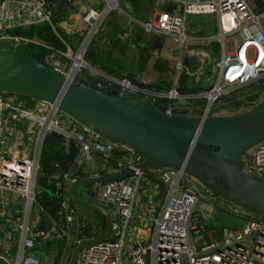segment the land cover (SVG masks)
Instances as JSON below:
<instances>
[{"label": "built area", "instance_id": "obj_1", "mask_svg": "<svg viewBox=\"0 0 264 264\" xmlns=\"http://www.w3.org/2000/svg\"><path fill=\"white\" fill-rule=\"evenodd\" d=\"M12 1L22 13L40 22H50L51 12L46 0ZM163 1L170 2L173 8L158 12L153 23H143L144 30L174 36L181 43L186 38V15L214 14L217 19L218 32L214 38L220 43L221 57L217 64V78L205 91L207 104L201 116H208L210 99L212 101L222 94L224 89L264 79V30L259 26L260 15L253 13L246 0ZM103 2L105 6L102 10L88 8L82 16L88 30L75 55L47 48L42 57L43 65L71 83L77 75H81V71L86 70V76L82 74L81 77L89 79L90 87H85L101 93H104L102 90H112L115 95L110 96L121 99H146L152 104L161 99L175 101L185 98L175 88L165 92L141 88L129 79L112 76L83 59L87 44L99 32L106 14L117 8V0ZM228 38L233 41L232 52H226L225 40ZM12 40L14 47L26 42L19 37ZM155 108L167 114H176L175 105ZM22 120L26 135L33 133L31 140L35 143L42 141L46 134L56 132L75 144L72 165L60 175L53 176V195L57 198L58 212L61 214V222H56V226L60 227L64 239L62 256L70 247L76 207L68 198V187L79 179L74 174L79 165L99 158L107 167H111L109 174L127 169L129 173L119 179L93 184L95 205L106 212L111 211L113 216L110 217V212H107L110 218L108 234L102 240L81 248L76 264H264V218L218 197L198 182L211 206L224 209L242 220L239 227L222 235L219 240L213 239L211 230L203 220L210 209L203 212L204 216L199 208L196 209V203L202 200V196L192 185L196 181L193 177L181 169L139 167L143 158L136 151L76 122L54 103L17 93L0 92V205L4 204L5 194L10 195V200H22V205L10 213L0 207V228L5 226L8 229L6 237L0 235V260L3 264H39L38 259L30 253L38 231L33 220L44 213L34 192L38 161L32 151L28 154L29 151L24 148L26 144L18 152L4 153L7 136L14 130L15 123ZM242 159L246 170L264 182V138L245 151ZM102 174L94 172L92 176ZM148 178L163 185L165 192L158 215L154 218L151 240L143 245L135 239L126 241L125 234L140 188L148 189L144 197L147 211L154 212L156 208L155 196L158 191L149 185ZM30 215L33 216L31 219ZM11 249L13 254L9 257Z\"/></svg>", "mask_w": 264, "mask_h": 264}, {"label": "crops", "instance_id": "obj_2", "mask_svg": "<svg viewBox=\"0 0 264 264\" xmlns=\"http://www.w3.org/2000/svg\"><path fill=\"white\" fill-rule=\"evenodd\" d=\"M46 1L51 12L49 23L40 22L37 18L22 13L19 6L12 0H0V47L5 46L12 48L32 58H38L39 56L43 57L47 48H53L61 52L65 51L69 54L76 53L88 30V26L82 20V16L88 8L102 10L105 6L103 0ZM251 1L253 2V0ZM116 6L117 8L109 10L101 23V28L97 33L102 35L101 40L97 41L92 37L83 54V59L86 62L100 68L112 76L127 78L135 85L150 91L165 92L166 90L175 88L178 93L185 94L181 93L180 90L186 88V83L180 84L177 82L179 75L177 78L175 76V73L178 74L180 71V63H177L180 49L186 47L188 43L194 44L196 42L197 44L200 43V45H204L203 43L208 42V45L204 48L206 52L208 51L207 48H211L215 53L219 50L220 43L216 38L212 36L211 39L210 36L206 35L195 36V30L192 27L195 21H199L196 23L197 30L202 29L204 34L213 31L215 36L218 32V25L214 14L186 15L184 18V34L186 38L180 43L176 37L171 36L174 37L176 43L177 40L179 41V50H172L173 58L166 59L164 57L160 58V51L167 35L146 31L142 28V24L153 23L157 13L163 10H171L173 8L172 4L163 0H117ZM258 12L260 13L255 14L260 15L259 26L264 30V22L262 24L260 22L261 18L264 19V3ZM117 14H121L128 21V29H123L116 24L115 16ZM200 15L206 18L201 20L198 18ZM190 25H192V28L188 27ZM13 37L25 39L26 42L20 43L17 47H14ZM217 60L218 59H216V62L218 64L219 60ZM177 64H179V68L176 67ZM214 67L215 74L212 84L215 82L218 74V65ZM197 70H199L198 67ZM210 87L211 86L208 85L207 87H200V89L208 90ZM130 101L155 108L154 105L143 102V99L135 98ZM21 122H23V120ZM18 123H15L14 130L6 138L4 153L10 154L18 152L24 147V144L27 145L26 150H28L27 148L30 145L32 137L31 135H26L23 125H19L21 127L19 129ZM73 160L74 158H72L71 165ZM90 162L95 164V168L85 169L86 164ZM77 168H80L83 173L82 175L76 173L77 178L81 176H92V173L97 171L104 174H109L112 171L111 167H107V164H104L99 158L86 161ZM66 170H63V172ZM40 176L41 175L37 173L34 191L36 198L41 192V184L39 182ZM53 176H57V174ZM53 176H49V178H53ZM54 180L55 179L52 181V193H54ZM148 180L149 185L154 186L158 191V194L155 196L156 208L154 212L147 211L144 197L148 189L140 188L132 208V214L125 234L126 241L129 242L135 239L143 245H147L151 240L154 231V218L158 215L160 210L164 188L163 185L156 184L155 180L152 178H148ZM83 188V186H77L74 189L75 197L80 200L88 197L89 200L84 203L95 205V200L90 197L92 196L93 185H91V190L87 192V195L84 193V190H81ZM9 197L10 195L5 194L4 204L0 205V207H3L4 212L7 213H10L11 210L19 208L22 205L21 199L10 200ZM198 208L202 212V216H204L203 212H205L206 209L201 205H199ZM84 211L88 210L75 207L74 220L70 231V247H67L64 256L61 255L62 252H64V239L60 227L56 226V222H61V219H53L45 211L38 216L39 219H32L33 225L38 231L33 239L34 248L30 253L38 259L39 264H67L71 250L77 244V241L94 238L101 233L102 230L100 231L99 229L101 221L98 219V213L93 211V218L84 213ZM109 212L110 217H112L113 213L111 211ZM219 213L222 214L224 212ZM210 215L211 220H207L205 216L203 220L207 228L211 230L213 239L219 240L221 236L218 228L222 227V225L215 223L213 219L214 215L219 216V214L216 211L210 210ZM7 234L8 229L5 226H1L0 235L6 237ZM12 254L13 249L10 250L9 257H12ZM76 258L74 264H76ZM0 264H3L1 260Z\"/></svg>", "mask_w": 264, "mask_h": 264}, {"label": "water", "instance_id": "obj_3", "mask_svg": "<svg viewBox=\"0 0 264 264\" xmlns=\"http://www.w3.org/2000/svg\"><path fill=\"white\" fill-rule=\"evenodd\" d=\"M115 22L128 29V21L121 14L115 16ZM101 37V34L94 36L97 41ZM0 92L54 103L76 122L136 151L143 158L139 167L181 169L218 197L264 218V182L249 173L241 159L245 151L264 138V97L251 110L229 117L167 114L77 86L39 60L5 46L0 47ZM128 173L127 169L112 175L86 176L69 185V200L78 208L99 213L104 227L96 237L78 241L67 264H74L77 252L102 240L110 228L107 212L79 201L74 189L119 179Z\"/></svg>", "mask_w": 264, "mask_h": 264}, {"label": "rangeland", "instance_id": "obj_4", "mask_svg": "<svg viewBox=\"0 0 264 264\" xmlns=\"http://www.w3.org/2000/svg\"><path fill=\"white\" fill-rule=\"evenodd\" d=\"M246 2L254 14L260 13L258 11L262 8L263 3H264V1H260V0H253V2L251 0H246ZM198 18L201 20H204V18L206 17L203 15H200L198 16ZM198 22L199 21H195V23L192 24L193 26L192 25L188 26V27H191V26L193 27V29L195 30L194 35L195 36L206 35V36H210V38L212 39V36L214 37L213 31L204 34L202 29L201 30L199 29L200 31L197 30L196 23ZM260 22L262 24L264 22V19L261 18ZM178 44H179V41L177 40V43H176L174 40V37H171V36L165 37L164 44L160 51V58H163V57L166 59L173 58L172 50L178 51L179 50ZM203 44L204 45H200V43L197 44L196 42L194 44L188 43L186 47H184L183 49H180L178 61H177V63H180V71L178 72V74L175 72L174 73L176 74L175 75L176 78L181 73L185 74V83L187 87H207L208 85L212 86L211 84L213 82L214 74H215L214 66L217 65L216 59L219 60L221 57V50L219 47V50L217 51V53H215L213 52V50H211V48H207L208 51L206 52V49L204 48H206V46L208 45V42L203 43ZM233 49H234L233 41L230 38H228L226 40V52H232ZM71 55L74 56L75 53ZM176 67H178V64ZM197 67L199 68V70H197ZM82 74L86 76L87 74L86 70L81 71L80 76H82ZM200 91L185 93L183 94L185 98L181 100L174 101V100L161 99V100H158L150 104L149 102L145 101L146 100L145 99L143 102L147 104L149 103L150 105H154L155 107H158L160 109H163L165 105L167 104L175 105L176 114L183 115L185 117H190V118H199L203 114L204 109L207 104V98H205L206 96L204 97V95H206L205 91L207 90H200ZM223 91L224 92L222 94L218 95L212 101L210 99V103H209L210 106H209V110L207 111L206 115L216 116V117H229V116L242 114V113H245L251 110L264 97V79H261L260 81H257L255 83H249L245 86H236V87L226 88ZM24 124H25L24 121L23 122L20 121L18 123V128L19 129L21 128L19 125H23V128H24ZM50 133L60 138V144L64 147L65 153H68L70 143L73 144V142L65 140L62 134L60 133H56V132H50ZM47 135L48 134H46L45 136ZM31 137L34 138L33 133L31 134ZM43 140L42 141L37 140L36 143L34 140H31L30 145L27 150L29 151L28 152L29 155L31 154V151H32L34 154V157L37 158V161H38L37 173L38 175L40 174L41 176L45 175V173L48 172V170L46 171L44 169L42 170V167L40 164L41 156L42 158H52V156L50 157L49 154L41 155ZM207 150H215V149L211 148ZM243 155L244 153L242 154V156ZM242 162H243V159H242ZM45 163H47L46 159H45ZM94 168H95V164L90 162L86 164L85 169L88 170V169H94ZM50 172L52 171L50 170ZM50 172L48 173L49 175L47 174V180L49 176H53L54 174H57V175L61 174V172H58L55 170H54L55 173L53 172L50 173ZM97 172H100V171H97ZM81 177H85V176H81ZM93 184L95 183H92L90 185H81L84 187L81 190H84V193L87 195V192L91 190L90 188H91V185ZM192 185L196 189L199 190L200 195L202 196V200L199 199L196 203V209H198L199 205H201L204 209H210V210H213L214 212L215 211L218 212L219 216L214 215L213 219L215 223H219L220 225H222V227L218 228V231L220 232V236L224 235L230 230H233L239 227L242 224V220L238 216L230 214L226 210L220 209L219 207L211 206V204L209 203L210 200L208 199L207 194L203 192L202 187L198 182L194 181ZM164 192H165V187L163 188L162 195ZM90 197L93 199L92 196ZM88 200H89L88 197H86L85 199H81L80 201L86 202ZM219 212H224L229 215L224 214V213L221 214ZM84 213L94 218L93 211L88 210V211H84ZM254 215L258 216L257 214H254ZM98 216H99L98 219L101 221V223L103 222L102 224L103 226L102 225H100L101 227L99 226V229L101 231L104 227V221H103L104 219L101 217L99 213H98ZM32 217L33 216L30 215V219ZM207 220H211L210 213L207 215Z\"/></svg>", "mask_w": 264, "mask_h": 264}, {"label": "trees", "instance_id": "obj_5", "mask_svg": "<svg viewBox=\"0 0 264 264\" xmlns=\"http://www.w3.org/2000/svg\"><path fill=\"white\" fill-rule=\"evenodd\" d=\"M29 58H32V57H29ZM34 59L39 60L43 64L42 56L41 57L39 56L38 58H34ZM177 82H179L180 84L185 83L184 73L179 74L177 78ZM73 84L77 86L84 85V86L90 87L89 79L88 78L85 79L81 77L80 75H77L74 78ZM200 90H201L200 87H187L186 86V88H183L182 90H180V92L188 93V92H194V91H200ZM102 92H104L105 94H109V95H115L112 90H102ZM21 96L25 97L27 95H21ZM73 144L70 143L69 151L68 153H65L64 147L60 144V138L58 136H55L54 134L50 133L47 136H45L43 140L41 155L49 154V156L50 157L52 156V158H42V156L40 158V164H41L42 170L43 169L45 171L48 170V172L45 173V175L39 177V182L41 184L40 185L41 192L38 195V197L37 198L35 197V198L37 202H39L42 205V207L44 208V211L48 213V215H50L53 219H61V214L58 212L57 198L52 193V190H53L52 181L54 178H49L47 181V174L50 172V170L53 173H55L54 170L62 173L63 170H66L70 167L72 158H74L75 152H76L75 144L74 145ZM197 147L202 148V149H211L209 147L201 146V145H198ZM45 159L47 160V163H45ZM75 173L79 175L83 174L80 168H77L74 174ZM102 224L103 222L101 223V225Z\"/></svg>", "mask_w": 264, "mask_h": 264}, {"label": "bare ground", "instance_id": "obj_6", "mask_svg": "<svg viewBox=\"0 0 264 264\" xmlns=\"http://www.w3.org/2000/svg\"><path fill=\"white\" fill-rule=\"evenodd\" d=\"M78 62V61H77Z\"/></svg>", "mask_w": 264, "mask_h": 264}]
</instances>
